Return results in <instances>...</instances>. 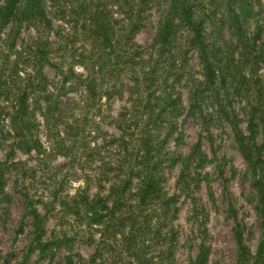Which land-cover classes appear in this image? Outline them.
Wrapping results in <instances>:
<instances>
[{"label":"rangeland","instance_id":"obj_1","mask_svg":"<svg viewBox=\"0 0 264 264\" xmlns=\"http://www.w3.org/2000/svg\"><path fill=\"white\" fill-rule=\"evenodd\" d=\"M89 1H75V14L89 12L83 10ZM105 1L111 46L102 53L107 58L104 74H111L91 76L89 65L99 43L75 22L77 16L68 12L70 22L55 19L71 79L60 85L63 75L46 67L50 99L59 104L45 115L46 98L36 103L42 94L26 80L34 81L33 62L19 55L29 35L36 36L35 29L22 28L15 48L6 42L9 27L0 32V264H264V0H244L253 9L246 17L252 41L244 59L242 45L225 21L232 1L191 0L205 21V36L218 41L228 53L226 60L242 56L236 68H228V62L219 66L214 84L207 83L186 24H179L170 50L154 45L170 0H148L130 16L117 8V0ZM131 21L138 28L121 60L132 66L129 70L121 64L114 73L117 35L131 37ZM19 59L27 69L17 64ZM94 79H104L105 88L91 90ZM137 84L141 90L151 86L154 108L166 96L175 99L174 110L151 126V143L162 160L161 195L145 203L138 179L125 190H112L121 179L123 152L136 166L147 150L148 132L119 129L121 121L130 124L141 109ZM106 85H114L108 93ZM25 88L29 112L24 117L16 109ZM220 107L226 112L219 117L214 111ZM17 117L29 128L16 132L11 122ZM71 123L78 125L75 131L69 129ZM237 130L260 166L248 163ZM167 200L170 209L164 206ZM96 213L110 224L97 223Z\"/></svg>","mask_w":264,"mask_h":264},{"label":"trees","instance_id":"obj_2","mask_svg":"<svg viewBox=\"0 0 264 264\" xmlns=\"http://www.w3.org/2000/svg\"><path fill=\"white\" fill-rule=\"evenodd\" d=\"M75 1L72 0L71 2H69V0H0V32L3 29L9 27L6 39L7 43L12 41V43L14 44L13 48H15V39L21 34V30H23L22 28H26L28 30L34 28L35 32L37 33L35 37L29 35L30 39L28 41V44L26 43L27 46L23 47V51L20 52L19 55L21 56V58L24 59V61L29 62V64L33 62V67L36 69L34 81L29 78H26V80L29 81L28 87H32L33 91H38L42 94V96H39L34 99L36 103H38V100H42L40 98H46V100L44 101V111H41V113H43L44 115L55 109L56 105L59 104V102L52 101L50 99V96H52L53 92L48 88V76L45 72L46 67L55 69L58 75H63L62 79L60 80V85H64L68 83V81L70 82L71 79L68 77V72L64 69L66 67L65 64L67 62V59L65 58V55L61 54L60 51L63 46L60 44V32L55 31V26H53L55 19L61 18L70 22V20L66 18V16H68V12H71L73 17L77 16V21L75 22H80L83 26V30H88V33L94 35L97 38L96 42L99 43V51H97V57L95 56L89 65V70L92 73L90 74L91 76L94 75L95 77H97L100 76V74L105 73V65L107 58L103 57L102 51L106 45L111 46V38L109 39V29L111 25L110 22L107 20V13H109L107 11L106 6L107 2L105 0H90L89 6L87 8H83L84 11H90L85 13L84 15H81L80 17V14H75L74 11L76 6ZM231 1L232 2L229 3L231 6V13L228 15V18L225 21L227 23L228 30L230 31L231 35L236 36L239 44L242 45L244 59V56L248 51V45L252 41L251 38H249L250 34L246 31L248 25L246 17L250 15L253 9L249 7L247 1ZM82 2H85V0H82ZM147 2L148 0H141L140 5H137L135 7L131 6L134 5L133 0H117V8H119L122 12L130 16L135 11H139L140 13L141 10H143V6ZM127 4H130L128 12L125 9V6ZM168 14H172V16L169 17ZM168 14H165L161 19H159L157 32L153 42L154 45L160 47V50L163 51H165V49L170 50L172 44L175 41L177 29L181 27V25L179 24H186L190 33L189 43L197 50L199 54V57L203 64L207 83H215V74L217 73V69H219V66L225 65L226 62H228V68H236L239 66L240 63H242L241 54L239 57L233 55L231 59L227 58L226 60V57H228V53L223 50V47H220L218 41L210 42L208 40V38L205 36V21L204 19L198 18V7L195 5V3L191 2V0H170ZM176 18H179L180 21L175 22L174 20ZM123 25L126 26L125 23H123ZM137 26V23H133V21L128 24V31L132 33L131 37L130 34H126V38H123L122 34L117 35V68L113 69L114 73L115 71L117 72L121 69V64H127V69H131L132 63L126 61L125 59L121 60V58H126V55H128L126 49L129 48V44H131L133 41V33L138 28ZM51 33L54 34V39L49 37L51 36ZM102 34L106 35L105 38ZM29 52L32 53V55ZM23 54L24 56H22ZM173 57L174 54L172 53L169 59L173 60L172 63L174 64L176 57ZM8 59H10V57H8ZM13 62L16 63V60L11 61V64ZM17 64L22 65L23 69H27L26 63L22 62L20 59L17 61ZM71 67L72 64H70L67 69H71ZM25 72L27 75L28 71ZM107 74H104L103 77L105 78ZM99 83L101 84L99 85ZM102 83H104V79H101L100 81L94 79L93 85L90 83L89 88L93 91H96V89L98 90V88H105L103 87ZM113 86L106 85L107 89L105 93H108ZM140 87L141 84H137L136 89L138 92L136 94L138 96L137 100L140 101L141 109H137L135 111V114L132 118L133 122H131L130 124H128L126 120L121 121L119 124V129L124 130V132H126L128 130L127 128L130 129L133 127L139 128V130L141 131L148 132V137L144 140L145 143H143V147L147 150L145 154H142L140 156V161L137 163L136 166L131 165L132 159L128 161V156L126 155V153L123 152V154L121 155L122 159L118 163V176L121 179L114 183L112 190H125L127 186L132 185L133 182L138 179V193L141 196V199H143V202L145 203V200L148 199L150 201L161 195V190L159 186V167L161 166L162 160L159 156L155 155L156 149L153 147V143H151V141H154L150 133V131H153L151 126H154V124L155 126L159 125V118L162 115L171 113L174 110L173 104L175 102V99H172L170 96H166L165 100H162L161 104L158 105L157 108H154L151 101L155 97L153 96L154 94L152 92L151 86H144L142 90L140 89ZM28 94V89L25 88L21 99L17 103L18 106L16 109V115L21 110L23 112L24 117L28 114ZM198 107L200 108L201 106ZM40 108L43 107L40 106ZM214 112L217 113L220 117L224 112H226V110L223 107H220ZM121 116L122 118H125L126 114H121ZM212 116L216 117V114H213ZM222 118H225L223 120H227V117ZM261 118V120H263L264 116H262ZM11 123L13 129H15L16 132H21L25 128H29L30 124L27 121H24V124L20 123L19 117L15 119L13 118ZM77 128L78 125L76 123H71L69 125V129L71 131H75ZM18 129H21V131H19ZM74 135L78 136L77 133H74ZM238 136H240V139L238 138V141L248 163L254 167L260 166L262 161L260 159H255L252 153L248 151V148L251 146L243 143L242 140L243 138L245 139L244 134L241 131H238ZM137 140L142 141V137L138 138ZM124 147L125 151L128 152L127 146ZM132 153L133 152L130 151L129 154ZM141 163L143 165H141ZM115 171L117 174V166ZM124 176L126 177L122 179ZM169 201L170 200H167L164 203L166 209H170ZM122 219L124 220L125 217H123ZM95 221L102 225H104V223L106 224L107 222L110 224V222L108 221V217L99 213L95 214ZM199 262L200 261H197L194 264H199Z\"/></svg>","mask_w":264,"mask_h":264}]
</instances>
